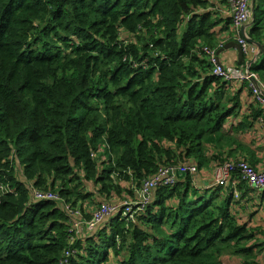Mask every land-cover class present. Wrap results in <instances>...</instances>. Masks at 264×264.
Instances as JSON below:
<instances>
[{
  "label": "trees",
  "instance_id": "1",
  "mask_svg": "<svg viewBox=\"0 0 264 264\" xmlns=\"http://www.w3.org/2000/svg\"><path fill=\"white\" fill-rule=\"evenodd\" d=\"M253 8L264 83V0ZM231 24L228 0H0V264H264V229L233 210L254 189L238 171L231 190L177 177L94 231H72L66 210L88 220L86 202L133 197L161 167L247 161L224 127L252 90L203 51ZM248 109L237 131L264 117Z\"/></svg>",
  "mask_w": 264,
  "mask_h": 264
},
{
  "label": "built area",
  "instance_id": "2",
  "mask_svg": "<svg viewBox=\"0 0 264 264\" xmlns=\"http://www.w3.org/2000/svg\"><path fill=\"white\" fill-rule=\"evenodd\" d=\"M229 15L233 18V27L236 32L237 42L240 44L242 53L246 56L259 55V47L249 41V35L242 32V28L246 25L253 15V0H228ZM253 18V17H252ZM226 42L219 45L223 48ZM217 48L204 47L203 51L208 55L209 59L214 64L213 73L222 77L225 81L231 83L248 82L249 88L252 90V95L258 101L261 108L264 110V83L257 72L251 70L249 65H220L217 60ZM259 123H264V117L259 120ZM188 174H196L199 172V166L190 163H183L175 167H161L156 174L144 180L141 185L134 189V196L128 199L118 201L113 199L109 202L99 203L92 211L91 217L85 220L82 217L80 205L74 206L72 203L66 205V210L69 215L74 216L72 219L71 230L77 234L84 230L94 231L103 222L119 211L122 215L131 219L135 215L144 211L146 206L151 202L154 192L158 187L173 185L176 183L177 170ZM235 171L240 173V178L248 182L254 188L264 189V169L258 170L247 161H231L217 164L214 167L215 185L229 187L231 181L234 179ZM134 188V186H133ZM33 197L36 200L40 199H55L61 200L57 193L53 191L33 190ZM70 253H66L69 255Z\"/></svg>",
  "mask_w": 264,
  "mask_h": 264
},
{
  "label": "crops",
  "instance_id": "3",
  "mask_svg": "<svg viewBox=\"0 0 264 264\" xmlns=\"http://www.w3.org/2000/svg\"><path fill=\"white\" fill-rule=\"evenodd\" d=\"M226 11V10H225ZM223 14V17L227 15V11ZM249 27L246 28L248 33ZM249 35V34H248ZM223 41L226 44L230 41H237V36L233 24H231L228 30H224L221 34ZM225 44V45H226ZM239 52L234 47H228L223 52L220 53L221 62L227 66L229 65H239L246 66L252 65V63L258 59L256 55L246 56L243 55V58L240 60ZM254 60V61H253ZM253 61V62H252ZM242 64V65H241ZM242 83H238V87H240ZM243 106L241 107V111L239 112V116L233 117L226 122L225 127L227 130H231L234 135L240 140V142L236 143V153L234 158H244L251 164H253L258 170L264 169V123L256 122L254 126L248 131H237V129L233 128L232 124L235 122H239L245 114L248 113V105L253 102L255 99L252 95V92L247 89L243 90ZM214 167L215 163H212L210 167H203L199 169V172L194 174L196 178V184L199 187H213L215 185L214 180ZM183 177V176H182ZM233 186V181H231V185L229 188L231 190ZM252 187V186H250ZM228 188V189H229ZM254 188V187H253ZM234 204L233 210L239 215L241 221L244 223H248L250 226L261 227L264 229V189L262 188H254L253 190L246 191H235L234 192ZM262 237V241L264 243V235H260ZM264 249H262V252ZM264 256V253L262 254Z\"/></svg>",
  "mask_w": 264,
  "mask_h": 264
},
{
  "label": "water",
  "instance_id": "4",
  "mask_svg": "<svg viewBox=\"0 0 264 264\" xmlns=\"http://www.w3.org/2000/svg\"><path fill=\"white\" fill-rule=\"evenodd\" d=\"M253 10H254V8H253ZM253 17H254V14H253ZM246 28H247V25L245 26V27H243L242 28V32H243V34L244 33H246ZM249 41L250 42H252V43H254V44H256L258 47H259V51H260V53H262V45L258 42V41H256V40H254L252 37H250L249 36ZM228 47H234V48H236L237 50H238V52H239V57H240V60L243 58V53H242V49H241V46H240V44L237 42V41H230V42H228L223 48H220L218 51H217V60H218V64H220V65H222L223 63L221 62V59H220V53L221 52H223L226 48H228ZM254 61V60H253ZM252 61V62H253ZM176 174H177V176L178 177H182V176H185L186 175V173H184V172H182L180 169H178L177 170V172H176Z\"/></svg>",
  "mask_w": 264,
  "mask_h": 264
},
{
  "label": "rangeland",
  "instance_id": "5",
  "mask_svg": "<svg viewBox=\"0 0 264 264\" xmlns=\"http://www.w3.org/2000/svg\"><path fill=\"white\" fill-rule=\"evenodd\" d=\"M253 16V15H252ZM252 21H253V18L251 17L250 19H249V21H247V23H252ZM261 55L259 56V58L258 59H256L255 60V62H257L258 61V63L260 64V62H261ZM85 190H92V191H95L96 189H95V187H89V186H87V188H85ZM98 197H102L101 195H97ZM92 202H93V200H95V199H90ZM78 203H80V202H78ZM81 203H83V202H81ZM97 202L96 201H94L93 203H91V202H86V206H88V210L89 209H92V207H94V206H97ZM88 214H90V213H88ZM108 220L109 219H107L105 222H108ZM104 222V223H105ZM228 253H231L229 250H228ZM232 254V253H231ZM241 256H243V255H241ZM245 259H248V260H252V258L254 257L253 255H251V256H248V257H246V256H243ZM242 257V258H243Z\"/></svg>",
  "mask_w": 264,
  "mask_h": 264
},
{
  "label": "clouds",
  "instance_id": "6",
  "mask_svg": "<svg viewBox=\"0 0 264 264\" xmlns=\"http://www.w3.org/2000/svg\"><path fill=\"white\" fill-rule=\"evenodd\" d=\"M252 17H253V16H252ZM253 18H254V17H253ZM250 25H251V23L248 24L247 27H249ZM246 33H247V31H246ZM247 35H248V33H247ZM249 36H250V35H249ZM249 36H248V37H249ZM250 37H251V36H250ZM224 46H225V45H224ZM219 49H220V48H218V50H219ZM218 50H217V51H218ZM261 54H262V53H260V51H259V55L257 56V58H258ZM244 55H245V54H244ZM254 62H255V61H254ZM222 65H223V64H222ZM224 65H225V64H224ZM249 66H251V65H249ZM250 68H251V67H250ZM251 70H252V69H251ZM237 84H238V83H237Z\"/></svg>",
  "mask_w": 264,
  "mask_h": 264
}]
</instances>
